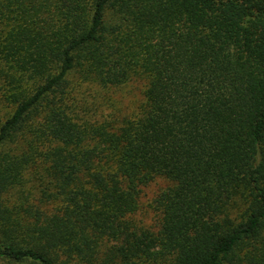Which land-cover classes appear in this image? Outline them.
Instances as JSON below:
<instances>
[{
	"label": "trees",
	"instance_id": "trees-1",
	"mask_svg": "<svg viewBox=\"0 0 264 264\" xmlns=\"http://www.w3.org/2000/svg\"><path fill=\"white\" fill-rule=\"evenodd\" d=\"M0 103V264H264V0H0Z\"/></svg>",
	"mask_w": 264,
	"mask_h": 264
},
{
	"label": "rangeland",
	"instance_id": "rangeland-1",
	"mask_svg": "<svg viewBox=\"0 0 264 264\" xmlns=\"http://www.w3.org/2000/svg\"><path fill=\"white\" fill-rule=\"evenodd\" d=\"M14 69L18 68L17 64H10ZM20 72V71H19ZM138 84H131L125 90L124 94L128 96L127 102H125V110L127 114H131L136 111L138 103L140 104L138 90L134 87ZM7 108L4 104L0 103V115L3 112H6ZM9 112V111H8ZM30 174H27L29 180ZM32 180L27 182V186H31ZM170 181L164 178H157L154 181L150 182L148 185L144 186L141 192L139 209L136 213V218L139 220V223L145 226H150L153 229H156L159 226L160 221V212L156 207L155 199L157 195L168 185Z\"/></svg>",
	"mask_w": 264,
	"mask_h": 264
}]
</instances>
